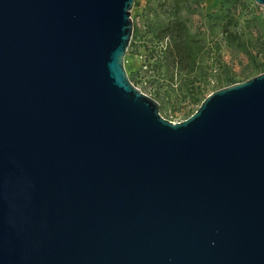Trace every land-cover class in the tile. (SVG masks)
<instances>
[{
	"label": "water",
	"instance_id": "water-1",
	"mask_svg": "<svg viewBox=\"0 0 264 264\" xmlns=\"http://www.w3.org/2000/svg\"><path fill=\"white\" fill-rule=\"evenodd\" d=\"M135 3L0 0V264H264V73L165 119Z\"/></svg>",
	"mask_w": 264,
	"mask_h": 264
},
{
	"label": "trees",
	"instance_id": "trees-1",
	"mask_svg": "<svg viewBox=\"0 0 264 264\" xmlns=\"http://www.w3.org/2000/svg\"><path fill=\"white\" fill-rule=\"evenodd\" d=\"M222 1L231 8L224 16L206 15L209 23L207 34L193 30L189 18L198 14L203 0L148 2L146 8L155 14V20L149 22L145 37L152 43L149 58L157 65L158 102L173 101L180 110L181 105L190 100L199 107L210 93L208 85L211 79L215 78L219 88L233 85L234 74L223 62L225 49L236 50L249 58L251 66L242 73L245 80L264 73V35L253 36L252 31L248 34L234 14L244 13L251 0ZM258 58L261 62L257 61Z\"/></svg>",
	"mask_w": 264,
	"mask_h": 264
},
{
	"label": "rangeland",
	"instance_id": "rangeland-1",
	"mask_svg": "<svg viewBox=\"0 0 264 264\" xmlns=\"http://www.w3.org/2000/svg\"><path fill=\"white\" fill-rule=\"evenodd\" d=\"M149 1L136 0L132 9L131 14L136 31H134L132 38L133 47L129 48L125 58V68L132 82L143 92L157 100V65L153 64V59L149 58L152 43L150 39L145 37L149 22L155 20V14L149 8H146ZM248 3L250 4L249 8L244 13L238 14V12H234V14L238 16L248 34L252 31L253 36H262L264 35L263 6L257 4L254 0ZM230 8V5L223 3L222 0H203L198 14L189 16L190 24L193 30H199L207 34L209 33V23L206 15L213 17L224 16ZM252 22H255V24L252 25ZM257 61L261 62V58H258ZM223 62L227 64L229 71L234 74L232 82L246 81L242 73L251 65L249 58L245 54L236 50L225 49ZM214 81L215 78L211 79L208 85L209 94L221 89ZM159 103L161 105V115L172 122L183 121L198 109V106L194 105L190 100L182 104L180 110L177 109L178 104L173 103V101L168 103L167 100H160Z\"/></svg>",
	"mask_w": 264,
	"mask_h": 264
},
{
	"label": "built area",
	"instance_id": "built-area-1",
	"mask_svg": "<svg viewBox=\"0 0 264 264\" xmlns=\"http://www.w3.org/2000/svg\"><path fill=\"white\" fill-rule=\"evenodd\" d=\"M145 67H147V66H145ZM139 88V87H138ZM140 89V88H139Z\"/></svg>",
	"mask_w": 264,
	"mask_h": 264
}]
</instances>
